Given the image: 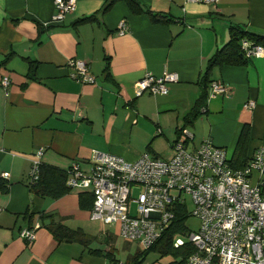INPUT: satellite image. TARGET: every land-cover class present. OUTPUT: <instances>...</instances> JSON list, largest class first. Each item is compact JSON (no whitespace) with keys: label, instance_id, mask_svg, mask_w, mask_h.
Returning a JSON list of instances; mask_svg holds the SVG:
<instances>
[{"label":"crops","instance_id":"1","mask_svg":"<svg viewBox=\"0 0 264 264\" xmlns=\"http://www.w3.org/2000/svg\"><path fill=\"white\" fill-rule=\"evenodd\" d=\"M110 1L77 0L76 11L55 22V0H0V182L8 183L0 189V264H109V253L130 264L167 263L136 259L139 248L120 257L114 232L91 218L80 191L54 198L33 189L28 174L41 148L46 167L66 171L74 163L89 170L95 152L170 160L183 128L193 134L190 149L211 138L232 164L249 162L264 142V55L210 68L232 27L264 35V0H141V13L126 0L105 10ZM72 59L89 63L96 83L76 81ZM165 72L180 77L167 95L137 96L140 79ZM210 81L227 92L210 96ZM250 100L254 108L245 106ZM260 179L255 172L252 182ZM57 223L81 232L80 240L60 241ZM29 227H37L32 243L21 236Z\"/></svg>","mask_w":264,"mask_h":264},{"label":"built area","instance_id":"2","mask_svg":"<svg viewBox=\"0 0 264 264\" xmlns=\"http://www.w3.org/2000/svg\"><path fill=\"white\" fill-rule=\"evenodd\" d=\"M217 1V0H211ZM55 22H62L76 11L77 0H55ZM122 33L126 23L122 22ZM244 57L264 55V47L244 39ZM72 77L81 83H96L89 63L72 59ZM180 79L177 72L162 76L147 73L138 82L137 96L145 93L167 95L170 85ZM7 87L8 77L2 81ZM210 96L227 92L225 84L212 82ZM254 108L255 101L245 105ZM193 134L182 129L175 141V155L170 160L143 154L135 161L104 152H95L89 170L74 163L66 172L65 185L71 191L93 195L91 218L104 225H120V236L151 248L175 220V208L188 205L187 195L194 201L193 215L200 228L192 238L195 252L188 264H264V142L243 168H235L226 148L205 139L197 148L188 142ZM41 148L33 158L28 174L30 183L40 180ZM261 175L254 185L252 176ZM8 174H4L7 178ZM186 194V196H185ZM2 208L0 207V214ZM37 227L25 228L21 236L36 240ZM182 238L176 245H182ZM109 264H128L123 260Z\"/></svg>","mask_w":264,"mask_h":264},{"label":"trees","instance_id":"3","mask_svg":"<svg viewBox=\"0 0 264 264\" xmlns=\"http://www.w3.org/2000/svg\"><path fill=\"white\" fill-rule=\"evenodd\" d=\"M116 1L117 0H111L107 4L105 10L109 9ZM126 1L130 4L133 12L141 13L144 11L143 3L141 2V0H126ZM148 11L151 13L154 21L163 22V23L167 22V18L165 15L156 14L152 10H148ZM232 30H233V35L231 40L224 47H222L217 52V54L211 59L210 68L213 66L240 65L247 63L249 59L244 57V54L241 50V42L244 39L253 41L255 44H259L264 47L263 34L247 31L246 27L244 26L241 27L234 26L232 27ZM36 69H37V63L35 61H32L31 72L35 73ZM205 97L206 96L200 99V102L194 108L195 111L193 110L194 112L192 111L190 114L187 115V119L189 120V122H193L195 113H197L196 109L202 106V104L204 103V99H206ZM247 135H248V129L245 128L239 140L238 150L240 152L245 150L244 145L247 139ZM241 163L242 164L239 165L237 163H233V166L235 168H243L244 166H246L248 161ZM65 180H66L65 171L49 168L46 167L45 164H42L40 180L35 183H30V182L29 183L33 189L37 190L41 194L50 195L56 198L65 195L68 192H71V190H69L65 185ZM7 188H8V183H6V181H1L0 189H7ZM80 192L82 196L81 205L84 208L91 209L93 206V195L85 191H80ZM188 217H189L188 205L183 204L176 207L175 220L172 223V225L164 232L162 237L151 248L140 250L136 254V259L138 260L143 259L147 257L151 251H154L158 253L161 257L167 256L169 254L173 255V259L167 262L166 264H188L189 257L196 250L192 239L190 240L183 239L184 243L182 245L179 246L176 245V239L180 238L178 237V234H187L189 231V228L187 226ZM51 229L54 232V235L60 241H72L74 239L80 240L79 237L82 235L81 232L71 229L62 223L54 224ZM107 257L111 258V261L116 260L113 253L107 254ZM127 263L130 264V262Z\"/></svg>","mask_w":264,"mask_h":264},{"label":"rangeland","instance_id":"4","mask_svg":"<svg viewBox=\"0 0 264 264\" xmlns=\"http://www.w3.org/2000/svg\"><path fill=\"white\" fill-rule=\"evenodd\" d=\"M254 185H256V182L253 183ZM186 196V194H185ZM187 202H188V214L189 217L187 219V226L189 228V231L187 234H178V237L184 239V240H190L194 237V235L196 234V232L199 230L200 228V219L193 215V210L195 208L194 205V201L192 199V197L190 195H187ZM100 226L104 229H110L112 230L114 233V237L116 238V251L120 253V257H124L125 254L127 253H134L136 251V248L139 249H143L144 247L138 242V241H127L124 238H122L120 236V225L118 224H113V225H104L103 223H100ZM131 247V249H128V246ZM145 250V249H143ZM130 251V252H129ZM148 258L147 261H150V259L153 258H158V259H162L164 262H169L173 259V255L169 254L167 256L161 257L158 253L151 251L148 254Z\"/></svg>","mask_w":264,"mask_h":264},{"label":"water","instance_id":"5","mask_svg":"<svg viewBox=\"0 0 264 264\" xmlns=\"http://www.w3.org/2000/svg\"><path fill=\"white\" fill-rule=\"evenodd\" d=\"M183 129H186V128H183Z\"/></svg>","mask_w":264,"mask_h":264}]
</instances>
